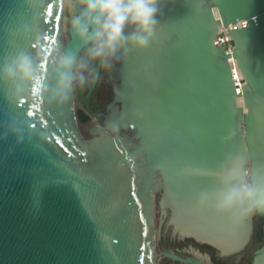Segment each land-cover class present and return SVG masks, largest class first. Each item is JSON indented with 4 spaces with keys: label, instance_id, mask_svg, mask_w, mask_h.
I'll return each mask as SVG.
<instances>
[{
    "label": "water",
    "instance_id": "obj_1",
    "mask_svg": "<svg viewBox=\"0 0 264 264\" xmlns=\"http://www.w3.org/2000/svg\"><path fill=\"white\" fill-rule=\"evenodd\" d=\"M162 7L150 46L112 61L120 108L99 125L72 90L57 95L59 57L84 48L69 24L63 38V0H0V264H205L160 248L162 226L221 254L247 243L252 217L237 222L197 198L226 154L264 159V0ZM242 18L226 52L217 29ZM20 52L39 66L31 85L3 74Z\"/></svg>",
    "mask_w": 264,
    "mask_h": 264
},
{
    "label": "clouds",
    "instance_id": "obj_2",
    "mask_svg": "<svg viewBox=\"0 0 264 264\" xmlns=\"http://www.w3.org/2000/svg\"><path fill=\"white\" fill-rule=\"evenodd\" d=\"M71 30L84 44L87 58L63 53L58 60L57 95L69 100L74 82L85 83L75 69L87 67L89 61H119L133 51H142L155 38L163 13V0H66ZM39 66L32 55L20 52L3 68L5 78L18 86L35 83ZM211 200V205L209 204ZM200 206H210L222 216L244 222L264 214V159L250 158L243 152L228 153L217 165L211 189L200 192Z\"/></svg>",
    "mask_w": 264,
    "mask_h": 264
},
{
    "label": "flooded vegetation",
    "instance_id": "obj_3",
    "mask_svg": "<svg viewBox=\"0 0 264 264\" xmlns=\"http://www.w3.org/2000/svg\"><path fill=\"white\" fill-rule=\"evenodd\" d=\"M81 60L87 58L84 48L79 52ZM97 61V60H96ZM96 61H89L87 67L83 69H75V75L83 74L85 83L81 85L78 79L74 82L72 95L74 103L78 108L83 109L91 116L88 124L103 125L106 115L120 108V102L114 98L113 87L118 81L111 78L108 74L110 68L109 62L99 64L96 80L89 91L92 83ZM112 63V61L110 62ZM160 218L159 208L156 211V224ZM160 248L171 250L173 253L181 257H192L199 259L205 264H255V256L257 251L264 246V215L256 214L252 216V226L250 237L242 250L229 254H221L220 251L213 246L200 242L192 237L172 236L169 230L164 226L161 227L159 233ZM201 252L198 253L197 251ZM206 254L207 257H204ZM158 264H194L183 262L169 256H161Z\"/></svg>",
    "mask_w": 264,
    "mask_h": 264
},
{
    "label": "built area",
    "instance_id": "obj_4",
    "mask_svg": "<svg viewBox=\"0 0 264 264\" xmlns=\"http://www.w3.org/2000/svg\"><path fill=\"white\" fill-rule=\"evenodd\" d=\"M215 16L217 18H219L218 13L215 11ZM248 24L247 19L246 18H242L241 20H238L234 23L229 22L226 26L223 25L222 23L220 24V26L217 29V33H216V39H214V43L216 45L221 44V46L223 47V49L226 52H231L232 48H233V44L231 42V37L229 35V30L231 28H235V27H244ZM231 61V69L234 73V76L237 80V84H238V88L240 91V87L242 84V75L240 73L239 68L237 67L235 61L233 59L230 58Z\"/></svg>",
    "mask_w": 264,
    "mask_h": 264
},
{
    "label": "rangeland",
    "instance_id": "obj_5",
    "mask_svg": "<svg viewBox=\"0 0 264 264\" xmlns=\"http://www.w3.org/2000/svg\"><path fill=\"white\" fill-rule=\"evenodd\" d=\"M62 15H63V25H64L63 33H65L66 32V26L68 24V21L66 18L69 16V8L67 6L66 0H63Z\"/></svg>",
    "mask_w": 264,
    "mask_h": 264
},
{
    "label": "bare ground",
    "instance_id": "obj_6",
    "mask_svg": "<svg viewBox=\"0 0 264 264\" xmlns=\"http://www.w3.org/2000/svg\"><path fill=\"white\" fill-rule=\"evenodd\" d=\"M63 34V38L65 39L67 37V33H62Z\"/></svg>",
    "mask_w": 264,
    "mask_h": 264
}]
</instances>
